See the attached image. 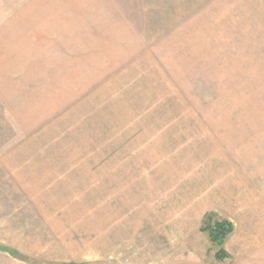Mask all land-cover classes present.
<instances>
[{
	"label": "rangeland",
	"instance_id": "1",
	"mask_svg": "<svg viewBox=\"0 0 264 264\" xmlns=\"http://www.w3.org/2000/svg\"><path fill=\"white\" fill-rule=\"evenodd\" d=\"M0 264H264V0H0Z\"/></svg>",
	"mask_w": 264,
	"mask_h": 264
},
{
	"label": "trees",
	"instance_id": "2",
	"mask_svg": "<svg viewBox=\"0 0 264 264\" xmlns=\"http://www.w3.org/2000/svg\"><path fill=\"white\" fill-rule=\"evenodd\" d=\"M234 227L231 222L227 220L215 219L213 213H208L202 220V228L200 231L207 233L209 241L218 248L216 258L220 261L227 259V254L223 249L225 240L233 232ZM12 256L15 253L11 254Z\"/></svg>",
	"mask_w": 264,
	"mask_h": 264
}]
</instances>
